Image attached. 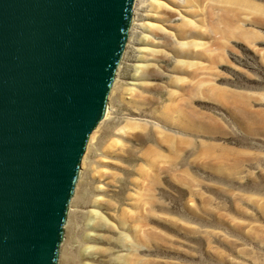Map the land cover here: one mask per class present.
Listing matches in <instances>:
<instances>
[{
  "label": "rangeland",
  "instance_id": "1",
  "mask_svg": "<svg viewBox=\"0 0 264 264\" xmlns=\"http://www.w3.org/2000/svg\"><path fill=\"white\" fill-rule=\"evenodd\" d=\"M107 109L57 264H264V0H135Z\"/></svg>",
  "mask_w": 264,
  "mask_h": 264
},
{
  "label": "water",
  "instance_id": "2",
  "mask_svg": "<svg viewBox=\"0 0 264 264\" xmlns=\"http://www.w3.org/2000/svg\"><path fill=\"white\" fill-rule=\"evenodd\" d=\"M135 0H0V264H57Z\"/></svg>",
  "mask_w": 264,
  "mask_h": 264
},
{
  "label": "bare ground",
  "instance_id": "3",
  "mask_svg": "<svg viewBox=\"0 0 264 264\" xmlns=\"http://www.w3.org/2000/svg\"><path fill=\"white\" fill-rule=\"evenodd\" d=\"M132 22H133V18H132ZM108 110V109H107ZM106 113H108L107 111H106ZM107 115V114H106Z\"/></svg>",
  "mask_w": 264,
  "mask_h": 264
}]
</instances>
